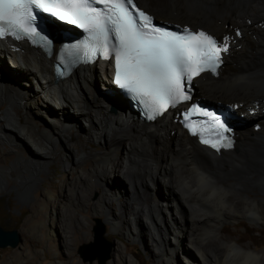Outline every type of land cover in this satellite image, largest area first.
<instances>
[{
  "label": "bare ground",
  "instance_id": "6f19581e",
  "mask_svg": "<svg viewBox=\"0 0 264 264\" xmlns=\"http://www.w3.org/2000/svg\"><path fill=\"white\" fill-rule=\"evenodd\" d=\"M137 1L157 19L212 33L218 42L225 35L232 38L218 75L202 74L193 81L195 97L236 105L246 117L235 127L232 149L217 152L197 143L181 128L175 109L148 122L127 111L112 86L110 61L70 69L56 80L55 48L66 39L62 31L68 28L56 23L50 55L26 39L0 38V104L6 106L0 109V133L30 154L17 159L14 168L0 169V193L9 188L7 178L16 177L18 185L11 190L20 201L25 199L63 148L59 159L64 168L74 159L78 164L86 157L94 161L91 170H77L81 187L78 182L62 183L60 192L79 189L85 201L86 191L98 179L105 187L93 203L94 213L105 212L112 229L129 241L151 242L161 264H264V250L222 234L230 221L264 226V198L255 193H264V0ZM73 130L83 140L78 142L82 148L72 140ZM95 142L102 151H86L84 146ZM195 169L210 176L212 183L199 187ZM116 175L124 182L110 188ZM54 192L47 190L46 199L53 205V237L58 236L55 216L64 202ZM118 196L113 210L110 206ZM78 221L90 225L86 217ZM30 222L27 218L25 225ZM59 230L68 247V233L61 226ZM121 245L115 244L112 263L139 264Z\"/></svg>",
  "mask_w": 264,
  "mask_h": 264
},
{
  "label": "snow or ice",
  "instance_id": "6c2138e0",
  "mask_svg": "<svg viewBox=\"0 0 264 264\" xmlns=\"http://www.w3.org/2000/svg\"><path fill=\"white\" fill-rule=\"evenodd\" d=\"M41 14L82 32L81 39L62 42L55 48L57 77L67 75L78 64L111 56L112 84L148 121L189 101L193 80L201 73L216 76L223 62L222 54L229 51L232 39L225 35L218 42L203 30L169 26L167 22L161 26L133 0H0V38L26 39L50 55L53 40L45 34L47 28ZM173 27L175 30H171ZM235 36H240L239 30ZM236 107L225 106L229 111ZM193 114L204 119L193 122ZM182 115L183 127L200 144L217 152L233 147L225 112L216 113L192 104ZM206 133L211 136L206 138ZM194 171L199 187L212 183L210 176L199 169Z\"/></svg>",
  "mask_w": 264,
  "mask_h": 264
},
{
  "label": "rangeland",
  "instance_id": "374dc122",
  "mask_svg": "<svg viewBox=\"0 0 264 264\" xmlns=\"http://www.w3.org/2000/svg\"><path fill=\"white\" fill-rule=\"evenodd\" d=\"M100 85L98 84V86ZM206 100L216 102L215 100ZM5 108L4 104H0V109L4 110ZM20 119L22 122L24 121L22 113H20ZM71 133L73 141L77 140L75 141L77 143L83 142V140L77 138L75 130L71 131ZM79 143L77 147L82 148V144ZM84 148L86 151H102L103 146L95 142L89 146H84ZM63 153V148H60V155L56 161L44 169L40 174L41 178L39 181L37 179L34 181L29 191H27L25 199H22V201L26 200L25 204L18 202L15 198L16 192L11 190L13 186L18 185L17 178H7L9 188L0 193V221L9 229H18L23 241L16 248L8 247L0 249V264H100L98 260L93 262L84 261L80 254L84 246H89L95 242L94 228L98 224V219L106 227V238L113 242L111 257L105 264H114L112 263V259L117 251L115 247L117 242L122 243L120 248H127V252L132 253L139 264H161L160 260L156 259L152 254L151 242L147 241L145 243L147 245L145 246L143 242L138 240L129 241L118 231L112 229V225L107 220L109 216L105 212L102 214L94 213L93 203L99 200L100 196L104 193L103 189L105 187L98 179L95 180L94 185H90L88 192L86 191L87 195H85L84 199H89L87 203L85 202L86 200L84 201L82 198H79L81 197L80 192H78L79 189L75 193H69L67 189H63L64 191L60 192L59 188L62 183L68 186L69 184L76 185V182H78L77 185L80 184L79 187H81L83 181L81 182V180L76 178L78 175L77 170L80 167L88 171L91 170L94 161L93 158L86 157L83 162L78 164L74 159L70 161L71 163L68 165L69 169L67 167L64 168L63 161L59 159ZM28 155H30L29 152L22 151L11 143H8L5 136L0 133V169H11L16 165L17 159L22 156L27 158ZM13 174H15V171H13ZM116 177L117 175L114 177L116 181L113 180L115 183H111L110 188L118 184V181H120L119 184L124 182L123 178L117 177L116 179ZM47 190H51V192L55 191L54 193L57 195L54 194V197L64 201L60 209L61 212L55 216L57 225L55 229L59 232H57L58 236L55 235L54 237L50 236L51 219L54 215H52L53 205L51 202H46L49 195ZM121 191L123 192V189ZM160 191L159 193L161 194ZM255 193L259 197L264 198V193L262 194L258 191ZM120 199L119 196L113 199L110 206L111 208L114 207L112 208L113 210L117 208L116 206ZM81 216L86 217L90 222L88 227L83 224L80 226L78 220ZM27 218L31 219V222L25 225ZM224 225L222 228L223 235L231 240H235L238 244L251 246L256 251L264 250V226L260 227L246 220L236 223L234 221L225 222ZM59 226L63 227L69 235L68 247L64 243L65 237L59 230ZM182 246L188 249L186 244L183 243ZM159 248L162 250L161 245H159Z\"/></svg>",
  "mask_w": 264,
  "mask_h": 264
},
{
  "label": "water",
  "instance_id": "95a60500",
  "mask_svg": "<svg viewBox=\"0 0 264 264\" xmlns=\"http://www.w3.org/2000/svg\"><path fill=\"white\" fill-rule=\"evenodd\" d=\"M51 33H55L56 29H50ZM122 106L130 111L132 114H135V111L132 109L128 100L121 95ZM137 117V116H136ZM30 196V194H29ZM16 199L20 203H24L25 201H20V199ZM98 224L94 228L95 232V242L91 243L89 246H84L81 250L80 254L84 261L93 262L98 260L100 264H105L111 257V251L113 242L106 238V227L103 222L98 219ZM23 239L18 229H6L2 225H0V249H5L8 247L16 248L22 243Z\"/></svg>",
  "mask_w": 264,
  "mask_h": 264
},
{
  "label": "flooded vegetation",
  "instance_id": "af4514ba",
  "mask_svg": "<svg viewBox=\"0 0 264 264\" xmlns=\"http://www.w3.org/2000/svg\"><path fill=\"white\" fill-rule=\"evenodd\" d=\"M39 181V180H38ZM0 225H2L4 228L6 229H9L5 224H3L1 221H0Z\"/></svg>",
  "mask_w": 264,
  "mask_h": 264
},
{
  "label": "clouds",
  "instance_id": "9594fccd",
  "mask_svg": "<svg viewBox=\"0 0 264 264\" xmlns=\"http://www.w3.org/2000/svg\"><path fill=\"white\" fill-rule=\"evenodd\" d=\"M197 142V141H196Z\"/></svg>",
  "mask_w": 264,
  "mask_h": 264
}]
</instances>
